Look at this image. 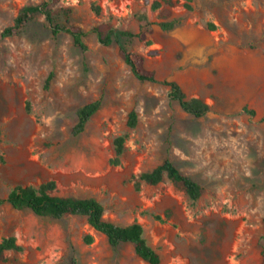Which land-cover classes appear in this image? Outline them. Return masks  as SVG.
<instances>
[{"label": "rangeland", "instance_id": "1", "mask_svg": "<svg viewBox=\"0 0 264 264\" xmlns=\"http://www.w3.org/2000/svg\"><path fill=\"white\" fill-rule=\"evenodd\" d=\"M42 1L0 0V196L15 185L53 180L52 193L94 197L109 221L139 222L161 264H260L264 0H50L57 23L84 32L85 49L67 32L52 34L39 13L20 33L1 35L21 6ZM141 15L150 23L142 27L149 43L120 41L144 56L157 80H174L187 97L206 102L204 116L183 111L160 82L136 79L117 43L102 44L91 31L96 25L135 33ZM169 20V29L157 24ZM95 99L99 108L72 135L76 109ZM131 109L136 124L129 128ZM119 134L123 152L111 164ZM164 157L200 184L196 200L166 177L135 187L132 175ZM10 235L20 249L7 250L0 264H147L128 243L112 249L79 215L55 220L3 203L0 239Z\"/></svg>", "mask_w": 264, "mask_h": 264}, {"label": "trees", "instance_id": "2", "mask_svg": "<svg viewBox=\"0 0 264 264\" xmlns=\"http://www.w3.org/2000/svg\"><path fill=\"white\" fill-rule=\"evenodd\" d=\"M159 2L154 1L151 8L158 7ZM97 11V7H94ZM42 14L44 20L52 34H57L61 31L67 32L74 45L81 49L86 46L83 41L84 32L75 26H63L55 21L53 11L50 7V0H43L38 4L23 5L17 11L11 24L5 26L1 35L9 36L18 34L24 28L27 21L35 14ZM139 29L137 32H132L126 29H118L107 26L100 28L93 26L91 31L96 35L97 40L105 45L115 41L118 45V53L123 62L128 66L131 74L140 81L160 82L167 86V95L171 101H175L183 111L192 117H202L208 110L209 105L199 97H187L181 89L180 85L174 80L162 79L157 80L153 72L148 71L143 66L144 56L137 54L126 47L120 41L122 37H136L138 40H145L146 30L142 29L150 23L141 15L138 19ZM175 23V20L160 21L157 24L162 29H169ZM148 55L155 54L154 50L148 51ZM100 106V100L95 99L79 106L75 111L76 120L71 126V134L77 135L83 131L88 119L97 111ZM242 111L248 115H255V110L247 106H242ZM259 120L264 121V114L259 117ZM136 124V113L131 109L127 114L126 126L134 127ZM125 134L116 135L112 139L113 157L109 160L111 164H118L120 156L123 152ZM166 177L170 183L177 189L183 192L186 198L190 201L196 200L201 194L200 184L191 176L183 173L180 169L167 157H164L158 164L147 171L140 172L137 176L132 175L135 180V187H138L140 181L148 185H156ZM56 185L53 180H48L40 183L37 186L33 185H15L11 187L5 196H0V204L7 203L16 209H29L38 216L49 217L51 219H60L64 215H79L85 217L86 223L94 231L102 234L108 245L112 249H116L120 244L128 243L132 246L134 254L147 264H161V259L158 252L153 249L143 236L142 225L137 221H132L128 224H118L103 218L104 207L94 197L91 196H70L57 195L52 193ZM169 214L167 213L166 216ZM155 218L160 219L158 215ZM91 234H85L83 241L90 243L92 241ZM20 246L16 243L14 236H6L0 239V259L4 257L7 250H18ZM260 264H264V252L260 251Z\"/></svg>", "mask_w": 264, "mask_h": 264}]
</instances>
